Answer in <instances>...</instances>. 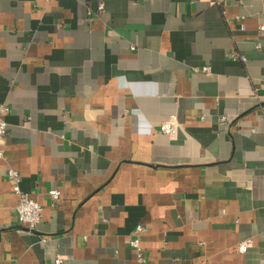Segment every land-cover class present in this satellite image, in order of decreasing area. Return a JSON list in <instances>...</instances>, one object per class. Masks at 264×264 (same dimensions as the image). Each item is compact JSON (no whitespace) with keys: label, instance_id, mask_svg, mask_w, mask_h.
Returning <instances> with one entry per match:
<instances>
[{"label":"crops","instance_id":"1","mask_svg":"<svg viewBox=\"0 0 264 264\" xmlns=\"http://www.w3.org/2000/svg\"><path fill=\"white\" fill-rule=\"evenodd\" d=\"M3 107L0 264H264V0H0Z\"/></svg>","mask_w":264,"mask_h":264},{"label":"built area","instance_id":"2","mask_svg":"<svg viewBox=\"0 0 264 264\" xmlns=\"http://www.w3.org/2000/svg\"><path fill=\"white\" fill-rule=\"evenodd\" d=\"M227 0H211L213 3L222 4ZM204 69H208L204 67ZM9 108L3 107L0 110V157L4 156L5 136L8 131V122L5 115ZM175 127V121H165L161 124V129L165 132H170ZM7 175L13 179V188L19 195V202L16 206V213L18 222L33 229L42 219L43 206L38 200L31 197L27 192L23 191L20 186L21 174L13 167L8 168ZM50 195L54 201L60 198L61 192L58 189L50 190ZM146 227L143 224H138L133 232V236L129 240L130 246L135 250L137 260L134 264H149L147 261V254L142 245V234L145 232ZM248 242L244 241L239 245L241 250H246ZM62 259L56 258L55 263L61 264Z\"/></svg>","mask_w":264,"mask_h":264}]
</instances>
